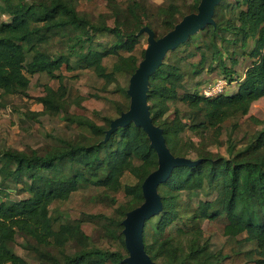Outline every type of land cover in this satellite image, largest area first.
I'll return each mask as SVG.
<instances>
[{
  "label": "trees",
  "instance_id": "1",
  "mask_svg": "<svg viewBox=\"0 0 264 264\" xmlns=\"http://www.w3.org/2000/svg\"><path fill=\"white\" fill-rule=\"evenodd\" d=\"M202 2L0 0V96L35 97L79 130L42 153L0 147V191L9 184L25 193L0 199V264H29L13 247L18 235L38 264H131L126 221L145 202L143 185L160 159L135 119L113 125L132 107L121 81L146 58L140 31L158 40ZM95 5L96 18L85 11ZM240 58L249 62L233 77L228 62ZM217 68L235 89L205 96L201 75ZM22 73L38 74V88L23 84ZM263 97L264 0H220L213 22L168 49L149 73L150 119L171 156L189 161L158 185L160 207L145 220L142 244L153 262L264 264V119L250 114ZM107 106L115 116L103 113ZM222 138L226 154L210 149ZM74 199L80 216L54 212ZM205 221L226 237L220 248H212ZM86 224L109 230L118 247L95 241Z\"/></svg>",
  "mask_w": 264,
  "mask_h": 264
},
{
  "label": "rangeland",
  "instance_id": "2",
  "mask_svg": "<svg viewBox=\"0 0 264 264\" xmlns=\"http://www.w3.org/2000/svg\"><path fill=\"white\" fill-rule=\"evenodd\" d=\"M160 3L162 0H152ZM192 0H187V4L190 5ZM99 5L93 6V8H85V11L89 13L92 17L96 18L98 12L102 9H99ZM185 12L187 8L184 9ZM2 19H8V16L2 15ZM160 28L158 24L154 28L155 34H160ZM142 33V42L144 46L147 48L150 47L151 44H154L156 41L151 40L150 42V30L143 29L140 31ZM48 50H52L53 47L50 44L45 47ZM248 58H240L239 63L236 65H231V69L233 71V77L240 76L244 73L245 67L247 65ZM226 76L221 72L220 68H217L216 71H205L201 75V86L202 87L212 82L217 78H223ZM20 80L23 84L30 83V86L33 89H37L38 85V74H26V76L22 73L19 75ZM82 77V76H81ZM229 77V76H227ZM72 83L83 85L84 80L77 81V78H71ZM132 81V77L122 79L121 83L125 87H130ZM232 85H235L232 84ZM231 86V85H230ZM227 87L225 92H229L234 90L233 86ZM84 87V86H82ZM103 113L109 116H115V108L114 106L106 107L103 109ZM250 114L255 115L260 119H264V97L259 101L255 102L250 109ZM63 115V114H62ZM51 115L44 112V108L42 103L37 101L35 97H27L20 94H12L4 97L0 96V147L1 148H16L20 150H38L39 152H44L48 149H51L57 145L63 144L65 139H73L75 138L79 130L72 124L70 121H67L63 116ZM225 137V136H224ZM197 140V137H194ZM227 144L224 139L216 144L211 145L210 149L215 152H220L226 154ZM2 177V171L0 168V179ZM7 190L0 191V199H11L16 200L25 195L24 192H20L12 189V185L6 184ZM54 212L60 213L62 215L75 218L80 216L81 209L79 208V203L77 199L70 201H61L58 202L53 208ZM208 222L205 221L203 223V227L205 230V235H211V245L213 249H218L225 242L226 237L221 233L220 230H216L211 233L208 230ZM87 230L92 232V235L100 244H105L111 248L118 247V241H114L113 238L110 237V231L106 230L103 226L97 225L92 227L91 224H86ZM25 239L20 235L17 236L16 241L13 243L14 249L20 254L24 255L29 264H38L33 254L28 252L24 247ZM250 246H254L253 244H246V248Z\"/></svg>",
  "mask_w": 264,
  "mask_h": 264
},
{
  "label": "water",
  "instance_id": "3",
  "mask_svg": "<svg viewBox=\"0 0 264 264\" xmlns=\"http://www.w3.org/2000/svg\"><path fill=\"white\" fill-rule=\"evenodd\" d=\"M220 0H203L201 11L198 14H190L166 36L155 40L154 44L148 47L146 58L142 61L137 72L132 76L129 93L132 96L131 109L120 119L114 122V126L127 123L135 119L149 133L160 159V166L152 172L143 185L145 202L132 210L127 219V245L130 250L128 260L131 264H164L155 263L145 252L142 244L141 234L143 232L146 218L152 215L160 207V200L157 192L158 185L164 181L174 165L189 162L184 158H173L165 144L161 129L150 119L149 110L145 105V88L149 73L162 61L168 49L176 46L180 41L185 40L195 29H198L208 22H213L214 6Z\"/></svg>",
  "mask_w": 264,
  "mask_h": 264
},
{
  "label": "built area",
  "instance_id": "4",
  "mask_svg": "<svg viewBox=\"0 0 264 264\" xmlns=\"http://www.w3.org/2000/svg\"><path fill=\"white\" fill-rule=\"evenodd\" d=\"M227 84L228 83L226 79L217 78L212 82L205 84L202 87V92L205 96H209V97L216 96L226 91Z\"/></svg>",
  "mask_w": 264,
  "mask_h": 264
}]
</instances>
